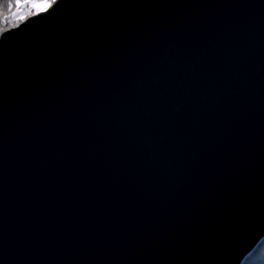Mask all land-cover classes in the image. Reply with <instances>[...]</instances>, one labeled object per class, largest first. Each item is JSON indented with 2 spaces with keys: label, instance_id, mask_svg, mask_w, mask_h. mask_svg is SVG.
Wrapping results in <instances>:
<instances>
[{
  "label": "water",
  "instance_id": "1",
  "mask_svg": "<svg viewBox=\"0 0 264 264\" xmlns=\"http://www.w3.org/2000/svg\"><path fill=\"white\" fill-rule=\"evenodd\" d=\"M129 2L167 6L74 8L61 0L63 15L29 21L2 44L0 260L5 239L11 249L28 223L37 246L30 264H223L230 226L212 222L216 208L235 222L237 202L245 215L264 212V0ZM180 82L202 89L203 99L187 102L180 133L169 137L175 158L158 148L148 172L140 167L152 154L144 133L156 128L145 122L139 130L145 104L175 112L184 98L167 97ZM117 136L124 139L114 143ZM102 142L108 151L96 150ZM201 176L214 188L207 200ZM98 181L107 182L102 201L93 199ZM226 187L232 195L219 196ZM122 193L128 200L116 208ZM258 233L251 229L241 243L254 239L256 249ZM109 252L119 257H104Z\"/></svg>",
  "mask_w": 264,
  "mask_h": 264
},
{
  "label": "snow or ice",
  "instance_id": "2",
  "mask_svg": "<svg viewBox=\"0 0 264 264\" xmlns=\"http://www.w3.org/2000/svg\"><path fill=\"white\" fill-rule=\"evenodd\" d=\"M67 7L74 8H87V7H117V8H126V7H161L167 5H161L160 3L156 4H138V3H130L129 0H103V2H96V0H66ZM235 7H251L252 5L248 4H238L234 5ZM187 7H193V5L189 4ZM64 7L61 5V0H0V58H3L8 50H5L2 47L3 43H6L9 40H13L20 36V30L24 27V25L28 24L29 21H38L40 18L48 20L50 17L57 15L60 13L63 15L62 10ZM55 14V15H54ZM165 29H162V32H165ZM214 41H208V48L215 47ZM207 49L202 51L200 55H193L192 59L189 60V64L200 63L203 59V55ZM97 65H102L103 60L98 59L96 61ZM124 77L121 76V79ZM90 79H92L95 83H99V77L95 69H93L90 73ZM138 91H140L138 89ZM199 94L200 98L203 99V90L198 88L195 84L189 83L185 85L183 82L175 85L173 88V92L170 96L167 97L169 101L177 100L178 97H183L184 102H178L175 112L167 113L166 105L161 104L159 109H153L150 105L145 104L144 108V118L139 123L141 128L139 130L143 131V126L145 122H150L155 125L156 131L153 133H144V145L150 146L152 148V154L147 159H144L141 168L148 172L153 171V165L155 162L160 159L158 148L160 147H168L169 160L175 158L176 150L168 145L169 137L174 134H179L182 127V117L187 111V102L192 101L195 102V96ZM102 107V105H101ZM197 111L199 110V105H196ZM166 113L163 117L161 113ZM173 124L176 125L173 128ZM193 127H197L199 125V120L193 119L192 121ZM119 128L121 131L127 130L129 128V122L127 119H122L119 122ZM48 134V133H45ZM99 134V133H98ZM121 139H124L121 136H117L114 139V143H120ZM128 142L130 141V137L128 138ZM186 143L191 146V139L188 138ZM97 151H108V145L106 143H100L97 145ZM141 149H137L139 152ZM169 160L162 161L166 168L170 167ZM256 168L255 165H249V174H255ZM66 175L72 177L74 175L73 171L69 169L66 172ZM118 175V173H117ZM133 182L135 178H132ZM201 196L204 199H210L213 196L214 188L211 187L207 180L201 176ZM170 183L175 185L176 187H180L177 177L175 174L171 176ZM72 198L77 194L75 189H72ZM107 191V182L98 181L96 185V191L93 194L94 200H103V194ZM219 196L227 195L231 196L232 191L230 187H226L221 189V193ZM128 200V196L126 193H122L120 197L116 201V208H119L123 205L124 202ZM237 211L240 214L239 222H235V215L229 214L224 211L222 207H217L215 211V216L210 218L212 222L219 220L224 224L230 226V234L225 238L223 243V264H242L243 261H247L250 258H255V248L252 247V243H254V239L252 242L244 244L241 243L243 236L246 232L250 231L253 228L259 229V235H264V212L260 213V216L257 217L255 214L245 215L242 212H239L240 204L237 202L236 204ZM65 213L70 215L71 208L66 207ZM31 230V227L28 223H25L18 231L17 238L12 248L9 249L8 242L5 239L3 257L0 260V264H11L13 260L17 261L18 264H30V262L35 258L32 255L33 248L37 247L33 245V243L28 238V232ZM251 249V250H249ZM118 252V250H117ZM76 254V250H73V254ZM89 254L96 255V252L90 251ZM129 255H134V253L130 252ZM104 257L108 259H112L115 257H119L118 254L113 255L111 252L105 255ZM260 264H264V257H258ZM143 264H153L155 260L144 259L140 260ZM157 264H178L176 261L170 262H161L155 261ZM192 264H201L200 261H193Z\"/></svg>",
  "mask_w": 264,
  "mask_h": 264
},
{
  "label": "trees",
  "instance_id": "3",
  "mask_svg": "<svg viewBox=\"0 0 264 264\" xmlns=\"http://www.w3.org/2000/svg\"><path fill=\"white\" fill-rule=\"evenodd\" d=\"M255 258H250L247 261H244L243 264H260L258 257H264V239L261 241V243L257 246L255 249Z\"/></svg>",
  "mask_w": 264,
  "mask_h": 264
},
{
  "label": "bare ground",
  "instance_id": "4",
  "mask_svg": "<svg viewBox=\"0 0 264 264\" xmlns=\"http://www.w3.org/2000/svg\"><path fill=\"white\" fill-rule=\"evenodd\" d=\"M244 263V261L242 262V264Z\"/></svg>",
  "mask_w": 264,
  "mask_h": 264
}]
</instances>
